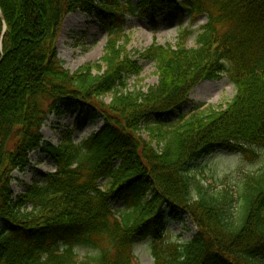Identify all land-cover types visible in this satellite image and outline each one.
<instances>
[{
    "label": "trees",
    "instance_id": "obj_1",
    "mask_svg": "<svg viewBox=\"0 0 264 264\" xmlns=\"http://www.w3.org/2000/svg\"><path fill=\"white\" fill-rule=\"evenodd\" d=\"M137 1L0 0V264H135L138 241L151 242L155 264H264V170L247 176L239 194L198 185L196 197L186 174L217 152L255 160L264 149V0ZM171 8L207 17L197 46L182 36L133 58L128 14L138 10L155 28ZM79 12L108 35L102 75L89 65L72 73L59 59L63 18ZM141 61L159 75L146 92L128 84ZM224 74L237 90L225 109L182 111L199 83ZM109 94L106 105L99 98ZM53 108L103 126L81 143L68 131L53 144L42 134ZM35 152L56 169L16 195L13 173L29 168ZM168 214L191 216L195 237L169 243ZM81 249L93 255L81 259Z\"/></svg>",
    "mask_w": 264,
    "mask_h": 264
},
{
    "label": "rangeland",
    "instance_id": "obj_2",
    "mask_svg": "<svg viewBox=\"0 0 264 264\" xmlns=\"http://www.w3.org/2000/svg\"><path fill=\"white\" fill-rule=\"evenodd\" d=\"M133 4L137 5L138 1L134 0ZM138 12L137 10L135 16L128 14V25L125 29L130 38L127 51L135 59L139 58V53H143L154 43L175 46L182 36L187 40L188 48L196 47V39L208 22L206 16L192 19L187 15L182 16L177 8H171L156 17L158 26L154 28L153 23L141 15L138 16ZM107 40L105 29L96 19L80 12L67 14L63 18L57 43L59 59L64 68L72 73L89 65L92 74L102 75L105 68L100 60L104 55ZM141 66L142 74L139 77L132 76L128 84L132 90L137 88L146 92L159 84V75L154 62L141 61ZM236 93L235 85L224 74L221 79L199 83L189 93L188 101L182 107V111L189 114L199 107L225 109L233 101ZM112 97V94H109L99 99L104 104L110 105ZM46 107L47 105L44 106ZM52 110L47 116L42 134L46 141L53 144H58L68 131L73 132L76 143H81L103 126L101 119L93 120L90 114L81 117L76 110L64 109L60 112L54 108ZM146 125L141 128L140 135L150 140ZM257 153L258 157L255 160H248L243 155L217 152L191 164L186 174L192 181L193 196H197L198 185L213 194H220L225 190L239 194L247 176H254L264 170V149L257 150ZM30 161L31 166L24 172L13 173L12 187L16 195L24 193L27 186L45 184L46 176L56 169L51 160L38 152L30 156ZM112 204L118 212L125 209L123 202L115 201ZM235 206L239 209V202L235 203ZM166 225V240L174 245L187 243L197 234V226L191 216H181L179 220L169 217ZM134 252L135 264H155L150 241L136 242ZM91 255H93L92 250H79L81 259Z\"/></svg>",
    "mask_w": 264,
    "mask_h": 264
}]
</instances>
